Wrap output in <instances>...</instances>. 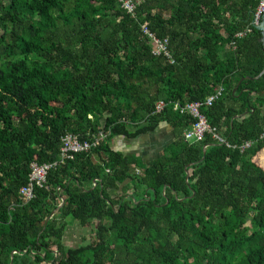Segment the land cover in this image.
<instances>
[{"label":"trees","instance_id":"obj_1","mask_svg":"<svg viewBox=\"0 0 264 264\" xmlns=\"http://www.w3.org/2000/svg\"><path fill=\"white\" fill-rule=\"evenodd\" d=\"M259 2L140 0L132 15L120 0H0V264H264ZM220 87L202 113L231 147L186 141L195 120L173 104ZM162 124L172 139L148 162L109 144ZM68 134L105 139L62 162ZM34 162L56 165L26 203ZM70 217L91 240L65 245Z\"/></svg>","mask_w":264,"mask_h":264},{"label":"built area","instance_id":"obj_2","mask_svg":"<svg viewBox=\"0 0 264 264\" xmlns=\"http://www.w3.org/2000/svg\"><path fill=\"white\" fill-rule=\"evenodd\" d=\"M122 8L128 13L134 15L140 0H120ZM264 10V0H260L259 5L253 15L252 25L254 27L258 26L261 22V15ZM144 34L147 36L149 43L153 47V54L155 56H165L170 63H174V60L168 49V40L159 39L147 26L142 27ZM244 33L238 34V37H243ZM224 89L222 87L215 89L214 93L207 96L201 102H193L186 105H181L179 102L173 104L175 111H179L181 114H189L195 120L193 128L186 131L184 136L186 141L192 142H202L207 134H212V136L220 143L231 147L227 140L216 133V130L212 128L206 116L202 113L203 107H211L218 99L223 96ZM167 103L165 101H159L156 104V113H161ZM105 139L104 135H100L94 141L80 140L77 136L68 134L63 138V146L61 149V159L62 162L66 159H72L77 153H86L93 148L100 145L101 141ZM264 140V133L260 137ZM252 146V142L247 141L244 145L240 147V150L244 152ZM261 165L264 166V156L260 161ZM55 164H38L36 162L31 164V174L29 182L26 186L22 187L20 190V195L22 199L27 203L34 199V188L42 187L46 183L48 171L55 166ZM139 172V171H138Z\"/></svg>","mask_w":264,"mask_h":264},{"label":"rangeland","instance_id":"obj_3","mask_svg":"<svg viewBox=\"0 0 264 264\" xmlns=\"http://www.w3.org/2000/svg\"><path fill=\"white\" fill-rule=\"evenodd\" d=\"M171 137L169 126L162 124L157 132L143 136L136 141H130L122 137H113L109 140V144L114 150L137 154L142 157L144 162H148L159 155L162 148L171 141ZM111 193L113 194L115 191H111ZM68 221L71 223L69 226L70 232L67 233V240L65 241L68 247H78L86 241L91 240L92 234L90 228L77 226L76 221H73L71 217L68 218Z\"/></svg>","mask_w":264,"mask_h":264},{"label":"water","instance_id":"obj_4","mask_svg":"<svg viewBox=\"0 0 264 264\" xmlns=\"http://www.w3.org/2000/svg\"><path fill=\"white\" fill-rule=\"evenodd\" d=\"M255 28H256L258 31L261 32V35H262L261 42H262L263 47H264V10H263L262 15H261V22H260V24H259L258 26H256ZM262 76H264V68H263V70L261 71V73H260L257 77H255V78H249V79H252V80H259ZM241 82H242V81H241ZM241 82L239 83L238 87L240 86ZM238 87L234 90V92L237 91ZM237 117H239V116H237ZM206 149H207V146L204 147V155L206 154ZM188 168H189V166H187V168H186V169H187V176H189ZM99 182H100L99 180H95V185H94V187H96V185H97ZM64 203H65V199H64V197H62V202H61V204L59 205L58 209L61 208V207L64 205ZM58 209H57V210H58ZM57 210L54 211L53 213H51V215L49 216L48 220H50V219L52 218V216L56 214ZM48 220H47V221H48ZM15 253H16V252H13V253H12V262H11V264L13 263V257H14V254H15Z\"/></svg>","mask_w":264,"mask_h":264},{"label":"crops","instance_id":"obj_5","mask_svg":"<svg viewBox=\"0 0 264 264\" xmlns=\"http://www.w3.org/2000/svg\"><path fill=\"white\" fill-rule=\"evenodd\" d=\"M70 226V225H69ZM69 226H68V228H67V230H66V232H65V235H64V238H63V241H64V243H65V241L67 240V233H69L70 232V230H69ZM77 226H79L80 227V225L77 223ZM73 232V231H72ZM73 233H75V232H73ZM77 233V232H76ZM66 245V244H65ZM67 246V245H66Z\"/></svg>","mask_w":264,"mask_h":264}]
</instances>
